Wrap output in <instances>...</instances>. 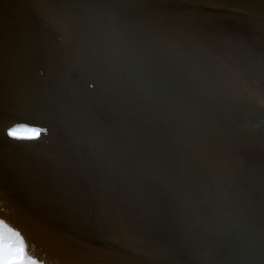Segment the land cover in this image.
Segmentation results:
<instances>
[{
    "label": "water",
    "instance_id": "water-1",
    "mask_svg": "<svg viewBox=\"0 0 264 264\" xmlns=\"http://www.w3.org/2000/svg\"><path fill=\"white\" fill-rule=\"evenodd\" d=\"M77 2L85 3L82 0ZM106 4L109 7H118L127 16L135 15L140 10H146L150 7L159 8V20L153 27L152 31L155 35L151 38V42H153L151 44L156 53L159 54H155V58L162 66L157 62L153 64L159 65L163 70L158 73L153 65H149L148 70L153 74L154 70L159 75L158 83L166 89L168 99L171 98L169 100H173L174 104L180 106V109L193 120L199 121L197 120L199 116L195 112L198 104L188 92L190 90L189 85L194 78L196 79L195 84L199 86L196 88H198V93L202 99L203 112L205 113L204 105H210L217 109L215 114L204 115V122L200 123L210 134L207 140L214 147L216 158L222 164L224 163L226 168L232 169L233 173L229 172V174L223 175L226 171L224 169L221 172L215 169L210 170V168L193 169L190 162H184L178 157L177 160L170 152L161 148H158L161 149L160 151H157L158 149L148 151L150 155L143 158L141 154L146 151L145 147L150 148L146 142L150 138L147 128L151 125L147 118L138 112L135 101L139 98L141 101H148V95L140 90L137 91L139 94L141 92L140 97L139 94L135 95L130 92L131 82H134L132 76L135 75L137 80L141 78L148 82L151 85L149 87L151 91L159 98L164 99L166 96L163 94L164 97L160 93L154 86L155 84L153 85L147 80L148 78L145 77L147 74L142 76L137 72L139 68L130 58L121 54L118 55L120 59L126 62L128 70L133 72V75L129 76L124 72L121 74L120 68L113 65L115 61H111L113 59L103 53L99 62L93 58H85L82 56L84 53L78 48V45H72L69 39L64 41L61 35L43 30L35 14L34 20L41 29V43L42 45L45 44L47 50L44 48V52H42L43 57L39 70L31 61L30 64L36 74L45 73L49 75L46 82L50 95L59 86L64 88V92L72 93L71 99L65 98L64 104L67 111H72L75 114L70 120L72 124L66 126L63 122L58 123L54 119L55 115L48 116L50 114L48 113L41 116L34 107L16 105L15 107L24 119L23 122L43 128L46 131H50L51 128L63 130L66 133H68L67 130H75L76 133H81V136L76 137H82L85 134L91 135V137H96V141L99 139L102 147L106 146L107 148L109 146L107 142L114 141L125 148L123 158L125 162L128 161L129 170L124 168L117 170L116 177L122 176L120 177L122 179H115L117 186H122V183L126 184L123 179L127 174H131L128 179L129 184L127 183V186L124 187L126 190V192L123 190L124 194L133 197L138 193V198L149 197L152 199V203H148L150 206L154 207L156 204L158 208H161L160 210L164 209L162 212H165V215L154 212L155 215L150 216L155 218L168 217L171 223H174V234L178 241H176L178 244L175 246H145V249L152 248L156 251V253L149 255L147 253L143 256L147 259V263L185 264L189 260L187 264H194V259L191 257H195L193 253L199 249L201 252L207 251L208 256H206L216 261L215 258L221 254L222 250L215 248L209 253L208 249L213 247V243L220 245L222 243L228 250H240L241 240L239 232L236 230L238 222H235V218L228 214L229 210L232 213L235 212L232 209L234 200L228 195L230 190L227 189V184L234 182V180L239 183L241 179L247 184L251 174L246 175L244 162L249 160L257 162L258 158H264V127H256L257 119L248 118V113L240 106L238 107L236 103H232L234 106L232 107L234 109L233 114L227 109L230 100L227 93L230 92L231 98H233L231 90L237 88H234L235 81L228 76H221L220 74L219 78V71L213 67H211L212 70L209 69L206 58L207 40H204L207 33L205 25L211 23L210 26H213L214 30L218 32L220 40L218 39L216 44L222 48V53H225L223 58L225 56L227 58V54L232 57L234 53L233 41L238 42V40L243 41L244 39L243 42H245L248 40H245L248 38V34H252L250 29H245L243 25L248 24L253 27L255 24L262 28L263 30L258 34L260 40L264 41V1L106 0ZM251 18L252 22L249 21ZM91 32L95 35L97 30ZM214 34L215 32L211 36L213 37ZM88 39L93 44L97 43L93 39ZM139 44L147 59V54L151 58L154 56L143 44ZM85 49L87 48L85 47ZM112 50H110L111 53H113ZM242 53V55L249 56L245 50ZM115 54L117 53L115 52ZM115 54L111 56L115 58ZM210 65L213 66L211 63ZM240 65L243 66L244 64L238 63L231 69L232 71L235 70L234 73L237 77L239 76L241 86L238 85L237 87L241 91L238 93V97L244 99L247 96V89L241 87L251 88L252 84L254 85L252 80L254 75L252 68H247L249 69L248 72L242 70L238 73L237 70ZM192 74L194 75L193 78H191ZM36 79H40V77H36ZM59 90L61 89L59 88ZM49 109L51 110V107ZM81 114L84 115L82 119L79 118ZM235 120L237 125L233 124ZM74 122L78 124L76 125ZM152 128L153 131L157 132L154 127ZM228 129L239 130L237 134L247 136L248 142L242 139L239 142H233L230 137L223 135ZM211 138H216V142ZM97 165L100 171L106 174L108 168L103 158L98 159ZM131 168H133L132 173ZM166 175H170L168 180H164ZM238 175H241V178ZM168 182H170L169 185L174 184L172 189L162 187ZM102 193L110 194L112 191L103 189ZM113 204L118 207L113 218L120 216L121 225H128L131 217L130 214H127L126 201L106 203L105 209L109 210L106 215L111 214L109 208ZM137 204L134 208L141 211L143 206L139 205V202ZM50 212L53 213L52 210ZM234 217L237 218L238 216ZM60 221L62 225L65 224L69 228L67 220ZM111 225L114 226L115 223L111 222ZM58 227L62 234L69 233L70 235L72 233L71 235H76L79 241L92 248H110L115 251H120L122 248L117 236L104 235L101 237L98 235L99 232L97 233V230L89 225L81 226L79 224L77 229L69 230L61 227L60 224ZM201 252L198 254L200 257L203 254ZM161 254L170 258L165 259ZM252 257H254L252 253H247L242 255L239 261L237 258L234 264H260L259 257L254 259Z\"/></svg>",
    "mask_w": 264,
    "mask_h": 264
},
{
    "label": "bare ground",
    "instance_id": "bare-ground-1",
    "mask_svg": "<svg viewBox=\"0 0 264 264\" xmlns=\"http://www.w3.org/2000/svg\"><path fill=\"white\" fill-rule=\"evenodd\" d=\"M77 1L80 0H43V2L48 6L43 7L42 5H40L39 7H32V10H35L37 12L35 16L43 30L49 32L51 31L55 34L61 35L64 41L69 39L72 45H78V48H80L84 53L82 56L85 58H93L95 60H98L99 62V59L102 58L103 53L105 56H109L110 59L112 58L113 60L111 61H115L113 65H115L117 68H120L121 74L124 72L128 76L133 75V72H130L128 70L126 62L120 59L118 55L121 54L126 56L127 58H130L131 61L139 68L137 69V72L142 76L147 74L145 76L148 78L147 80L153 85L155 84L154 86L157 87L160 93L166 96V89L158 83L159 75L154 70V74L148 70L149 65H153L158 73L163 70V68L159 66L161 64L155 58V54L158 53H156V51L154 50L152 46L153 42H151V38L155 35L152 31L153 27L159 20V8L150 7L146 10H140V12L135 15L127 16L118 7L107 6L106 0H82L85 3H80ZM39 2L40 0H38V3ZM36 6H38V4ZM12 17L14 18L15 16ZM249 21L252 22V18ZM5 23H8L7 25L11 27L16 26V28L19 29L18 31H15L16 33L14 32L15 34L12 33L14 34L13 37L11 35L12 39L11 37L10 39L2 38L3 34L0 35V94L2 90L4 94H12V98H16L14 99L15 101H17L16 103L25 107H34V109L37 110V113H39V115L41 116L47 115L48 113H50L48 116H50L51 114L55 115L53 112H49V108H53L52 102L51 104H49L48 101L41 99L42 97H45V91H49L48 85L46 86L45 83L39 84L37 83V81H32L31 83V75L28 72H17L18 69H24L25 67H27L25 68L27 70L30 69V71H34L32 69V65L30 64V58H32L31 56L33 55V46H35L38 41L35 42V39L30 32H24L23 28L19 25L18 22H14L10 19ZM210 24L211 23H207L205 25L207 33L204 37V40H207L206 47L208 48V51L206 50V58L208 61L209 69L212 70L211 67H213V69L219 71V78L220 74L221 76H228V78L235 81L234 88H237L231 90L233 98H231L230 92L227 93V96L230 99L227 109L229 110V112H231V114H233L234 109L232 107L234 106L232 103H236L238 107L240 106L246 113H248V118L257 119L256 127H264V41L260 40L261 38L258 34L263 29L255 24H253V27L248 24L243 25L245 29H250L249 31L252 32V34H248V38H245V40H248H246L245 42H243L244 39L243 41L238 40V42L233 41L234 53L232 54V57H229L227 54V58L226 56L225 58H223L225 53H222V48H220L216 44L218 43L219 39L218 32H216L214 30V27L210 26ZM104 28L108 30H105ZM95 29L97 30V33H95L94 35L91 31ZM213 32H215V34L212 37L211 35ZM88 38L95 40L97 43H91ZM58 43L61 42L58 41ZM139 43L143 44L147 49H149V51H151L154 56L151 58L146 53L148 57L147 59ZM90 44L95 47H92ZM85 47L87 49H85ZM111 49H113V53L110 52ZM244 50L247 51L249 56L242 55V52H244ZM115 52L117 54H115ZM113 54H115V58L112 57ZM154 62H157L159 65H156V67L153 64ZM210 63L213 64V66H211ZM238 63L244 64L243 66H245H238V73L242 70L244 72H248L249 69L247 68H252V73L254 75L252 79L254 85L252 84L251 88L246 86L241 87L242 89H247V96H245L246 98H244L245 100L238 97V93L241 91V89L237 87L238 85H240V81L238 79L239 76L237 77V75L234 73L235 70L232 71L231 69V67H235V65ZM44 76L49 79L48 74H45ZM134 76L135 75L132 76V79L135 83L131 82L132 87L129 88L130 92L138 95L139 92L137 91L140 90L148 95V101H141L140 98L139 100L135 101L138 106L137 110L139 113L145 116L149 121V124L157 130V132L153 131V128L148 125L149 128H147V132L150 134V138L147 140L146 145L150 148L145 147L146 151L141 154L143 158L150 155L148 151H156L158 148H161L166 152H170L174 157H176V159L178 157L184 162H190L193 169L198 170L202 168H210V170L215 169L217 171L220 170V172L224 169L226 171L223 175H227L229 174V172L233 173L232 169H229L228 167L226 168L225 164H222L216 158L213 150L214 147L210 144L209 140H207L210 134L200 123L204 122V115L208 116L211 113L215 114L217 109L210 105H204L203 107L205 108V113L203 112V108L201 106L202 99L200 97V94L198 93V88H196L199 86H196L197 84H195V78L189 85L190 90H188V92L191 96H193L196 104H198L195 112L199 116V119H197L199 121L193 120L188 116L187 113H184V111L180 109V106L174 104L173 100H169L171 98L168 99V97L166 96V98L174 106H171L172 104L170 105V102L166 98H159L154 92L151 91V89L149 88L151 87V85L148 82L144 81V79L141 78L137 80L135 78L137 76ZM193 77L194 75L192 74L191 78ZM18 84L20 85L19 87L17 86ZM32 84L36 86V89H33L31 87ZM1 87H4V89H1ZM10 87L13 89V91L10 89ZM58 90L59 88L54 91L50 95V97L52 95L55 96V94H58ZM49 94L46 93V96H49ZM59 94L63 95V99L68 98V95L64 94V88H62V92H59ZM69 94V98L71 99L70 96H72V93ZM21 95L22 97H19ZM35 101L40 102V104ZM42 104L47 106L43 107ZM61 111V114H63L64 116H62L65 120L63 121L64 123H66V120L70 121L75 114L72 113V111H67L66 108L64 110L61 109ZM79 116V118L81 119L84 117V115L82 114ZM54 119L59 123V120L61 118H58V116L55 115ZM235 122L236 120L233 122V124L237 125L238 123ZM70 124L72 123L70 122ZM74 124L77 125L78 123L74 122ZM3 128V125L0 123V200L12 196L11 191L13 189H11L10 183L12 184L15 182V174H17L18 172L13 170H17L16 168L19 169L25 163L23 157L17 159V154L14 151V142L18 141L23 144H27L28 142L33 144L39 142L33 141L32 139L29 140L26 138H14L10 136L9 138H5V132H3ZM53 129L54 128H51L52 135L55 138V140H53L54 144V142L57 140L58 133ZM237 131L239 130L228 129L223 133V135L226 137H230L233 142H239V140L241 139L248 142L247 140H249V138L245 135L243 136L242 134H237ZM70 132H73L71 133L73 135L74 133H76L75 130ZM80 134L81 133H78L79 136H81ZM83 136L81 138L74 137L75 139L73 140V142H76L78 146L85 149V151H87L93 157L95 156V159L97 160H101L103 158L105 163H107L106 158H109L112 162L109 160V165L107 163L108 170L106 172L107 174L111 175L112 179L116 177L114 173L118 172V169L124 168L129 170L127 163L128 161L125 162L123 158L125 155L124 151L122 149L114 147V145L118 146L114 141L107 142V145L109 146H107L106 148V146L102 147L100 145L101 143L98 141L99 139L96 141V137H91V135L87 134ZM211 139L216 142V138ZM88 145L91 147L87 148L86 146ZM92 145H94V147ZM78 149L80 148L78 147ZM98 149L99 151H97ZM161 149H158L157 151H160ZM3 153H5L6 155ZM80 153L81 151L75 150V154H79L78 157L80 159L83 158L84 163L86 162L84 169H87L86 167L88 165H91L94 159H92L87 153H84L83 155L82 153ZM119 161H121L122 163L119 164ZM46 162H49L46 155L42 160L40 159V161H36L37 168H35V171H31V174H33L34 178L33 182L25 178L26 183L29 184L31 189H33L37 184H41L42 186H44L42 187L40 185L39 188L34 191V194H37L38 196V201L42 202L40 206H35L29 201H27L28 203L26 204L22 202L23 206L15 204L13 203V201L8 202V205L4 206L0 202V215L4 216L2 217V222L7 225V227L3 229V234L4 237L13 240V238L17 239V237L14 236L13 233H19L20 237L24 240L27 246L28 255L31 256L32 259L37 262V264H73L75 261H78V258L80 260L81 256L80 254L78 255L74 252L72 253L71 250L65 248V239H67V237L63 236L65 234H56L57 230L58 232L60 231L58 229L59 224L61 227L63 226L64 228H67L65 224L62 225L60 220H63L65 216H69L70 213L72 214V212L70 211H73L74 209L77 216L74 217L72 221H68L69 228H67V230L78 227V225L82 221L83 223H81L82 225L80 224L81 226L89 225L94 230H97V228L93 224V219L92 221L87 220L92 216L93 211H88L85 215L83 204L80 207L79 202L77 203L78 205H74L72 202H63V199L62 197H59V194L63 195L65 193L66 195L67 191L62 187H54L55 184L50 183V185H48V182L45 180V178H47L50 173L47 174V172L45 171H47L48 169H52ZM244 163L246 164V175H251L248 177L249 181L247 180V184H245L242 179L239 183L234 180V182L227 184V189L230 190L228 192V195L231 199L234 200V202H232L234 204V206H232V209L235 212L232 213V211L230 212L229 210L228 214L230 215V217L235 218V222H238L236 230L239 232V237L241 240L239 248L242 251L241 253H252L254 258L259 257L260 264H264V158H258L257 162L249 160ZM11 171H13L14 173ZM130 171L132 173L133 169L131 168ZM130 176L131 174H127L123 179L126 181V184L128 183V179ZM238 176L239 178H241V175ZM169 177L170 175H166L164 180H168ZM53 178H55V176ZM236 178L238 179V177ZM41 179H44V181H41ZM51 181L53 180L51 179ZM44 183L46 186L44 185ZM124 184L125 183H122V186H120L121 188L118 186L116 190H124V187L127 186L126 184ZM169 184L170 182L164 184V186L162 187L164 189H167L168 187L172 189L174 184ZM176 185L178 187V184ZM61 191H63L64 193H62ZM120 196H122V202L127 201L123 200V197L125 198L124 193L122 195H119V197ZM86 207L91 208L87 205ZM51 210L53 211V213L50 212ZM234 216L238 217L236 218ZM19 217H23L26 219L24 220L22 226L18 225L19 219H23ZM11 220L16 221L18 226L10 225L9 223ZM50 225L54 226L55 228H51ZM13 228L16 230H13ZM111 228H114L113 230H115L116 227L113 226ZM117 228H119V230L121 231L120 226ZM9 229H11L12 231L10 232ZM125 230L128 231L126 226ZM112 236H115V234H112ZM120 237H118V240L122 247L120 248V251H115L114 249L110 248L95 250L97 252H101L107 257H109L108 254L111 252H116L115 254L117 256L121 255L119 253H123L121 255L122 257H130L129 259H134V261H136L135 263H138L137 261L140 260L147 261V259L139 256L142 250L148 252L154 251V249L152 248L145 249V246L154 247V245L152 244V238L147 236V234H145V236H138L132 241L123 239L122 234L120 235ZM43 242H46V244H44L46 245L44 246L45 249L43 248ZM222 252L223 250L221 251V253ZM193 255H195V257L191 258L194 259V262L198 261V259L207 260L206 257L200 258V256H198V254L196 253H193ZM164 258L169 259L170 257L168 258L164 256ZM188 262L189 260L187 261V263ZM107 263L108 262L106 261L105 264ZM129 264L134 263L131 262Z\"/></svg>",
    "mask_w": 264,
    "mask_h": 264
},
{
    "label": "rangeland",
    "instance_id": "rangeland-1",
    "mask_svg": "<svg viewBox=\"0 0 264 264\" xmlns=\"http://www.w3.org/2000/svg\"><path fill=\"white\" fill-rule=\"evenodd\" d=\"M37 4H38V6H36ZM40 5H42L43 7L48 6L46 3L43 2V0H40L39 3H38V0H0V35L3 34L2 38L10 39L11 35L13 37L14 34L16 33L15 31H18L19 28H16V26L11 27V26L7 25L8 23H5V22H8L10 19L13 20L14 22H18L19 25L23 28L24 32H26V33L30 32L32 34L33 38L35 39V42L38 41V43L35 44V46H33V55L31 56L32 58H30L32 64L34 66H36V69L41 68L40 66H41L42 57H43L42 52H44V48H45V50H47V47L45 46V44L42 45V43H41L42 42V40H41L42 34H41V29L39 28L40 25L36 24V22L34 20V14H37V12L35 10H32V7H39ZM12 16H15V17L13 18ZM12 33H14V34H12ZM12 37H11V39H12ZM25 68H27V67H25ZM25 68L24 69H18L17 72H28L31 75V83H32V81H37V83H39V84L46 83V86H47L46 81L48 79L44 76L45 73L44 74L41 73L42 75H38L34 71H30V69L27 70ZM36 77H40V79H36ZM57 84L59 85L60 83H57ZM17 86L19 87L20 85L18 84ZM31 87L33 89H36V86L34 84H32ZM12 88H13V86H12ZM12 88L10 87V89L13 91ZM59 88L62 90L61 86H59ZM1 89H4V87H1ZM57 89H58V87L56 88V90ZM48 90H49V88H48ZM61 90H58L57 91L58 94H55V96L52 95L51 97H50L49 91H45V97L41 98V99L48 101L49 104H51V102H52L53 108H51V110H49V112L51 111L56 116H58V118H61L59 120V123L65 121L63 118L64 117L63 114H61L62 113L61 109L64 110L65 108H67L64 104L65 99H63V97H62L63 95L59 94V92H61ZM19 92H21V91H19ZM67 92L65 91L64 94H67L69 97L70 92L69 93H67ZM38 93H39V90H38ZM46 93H48L49 96H46ZM0 97H1V99H0V123L4 127L3 128L4 129L3 132H5L4 137L9 138L8 132L10 130L20 129L21 130L19 132L20 137H30V138H26V139H29V140L32 139L33 141H39V142H36L34 144L29 143V142L27 144H23V143L18 142V141L14 142L15 143L14 151L17 154V156H16L17 159H20L23 157L25 163L19 169L16 168L17 170H13V171H16V172L18 171V172H17V174H15V177H16L15 182L12 184L10 183V187H11V189H13L11 191L12 196H10L9 198H3L2 200H0V202L4 206H7L8 202H10V201H13V203H15V204H19L20 206H23L22 202L25 204L28 203L27 201L31 202L35 206H40L42 204V202L38 201L37 194H34V191H36L41 184H37L33 189H31L29 184L26 183L25 178L28 179L29 181L33 182L34 178H33V174H31V171H35V168H37L36 167V165H37L36 161H40V159L42 160L43 157L46 155V157L49 161L46 163L49 164V167L52 169V170L48 169L47 171H45V172H47V174L50 173L47 176V178H45V180L48 182V185H50V183H51V184H55L54 187L64 188L67 191L66 195L63 191H61L64 194L63 195L59 194L60 195L59 197H62L63 202H65V203L72 202L74 205H76L79 202L80 207L83 204L84 209H85V211H84L85 215H86V212L92 210L93 211L92 216L89 217V219H87V220L92 221V219H93L94 223L93 222L92 223L97 228V233L99 232L102 234V235L98 234L99 236H101V237H103L104 235L112 236V234H115V236L120 237V235L122 234L123 239L132 241L134 238H137L138 236H143V235L145 236V234H147V236L152 238V242H153L152 244L154 246H157V245L175 246L178 244L177 243L178 241L176 239V235L174 234V229H175L173 227L174 223H171V221L169 220L168 217L164 218L162 216V218L161 217L155 218V217L150 216V215H155L154 212H159V215H161V214L165 215L164 214L165 212H162V210L164 211V209L160 210L161 208H158L156 204H154V207L150 206L149 204L152 203V199L149 197L138 198L139 195H138V193L135 192L136 194L133 197H131L127 194V196L129 197L128 198L125 194V198L123 197V200H127L126 201V203H127L126 204L127 214H130V217H131V221L128 223V225L127 224L121 225L122 222H120L121 221L120 216H119L120 218L119 217L113 218V216L115 215V212H117L116 208L118 209V207H115L114 204L109 208V209H111L110 210L111 214L106 215V213L109 212V210L105 209L106 203H120V202H122L121 201L122 196L119 197V195H122L124 193V191L123 190L117 191L116 188L118 187L117 186L118 184L115 182V179H121V178L119 176L114 178V176H113L114 179H112L110 174H107V172H105L106 174H104L102 171H100V168L97 165L98 160L95 159L96 157L95 156L93 157L91 154H89L87 151H85V149L78 146L76 142H73V140L75 139L74 137L79 136L78 133L77 134L74 133V135H75L74 136L73 134H71L72 132H70L68 130H67L68 133H66L63 130H58V129L54 128L53 130H55V132H57L58 135H57V140L53 144V140H55V138L52 135L51 129H50V131H46L43 128L41 129L39 127H36L35 125H31L29 123L23 122L24 119H23L22 115L19 114L17 108L15 107L16 105H20V104L16 103L17 101L14 100L16 98H12V94L11 95L10 94L8 95L6 93L4 94V92L2 90ZM19 97H22V95ZM34 99H37V98H34ZM35 102H38V101H35ZM38 103L40 104V102H38ZM42 106L45 107L47 105L42 104ZM47 123H50V122L47 121ZM64 124L66 126H68V125H70V121L66 120V123H64ZM32 129L39 130V135L38 136L33 135V133L31 132ZM41 132H43V133H41ZM10 137H13V136H10ZM77 138H81V137H77ZM116 145H118V146L114 145V147L122 149L124 151V154H125V148L121 147L117 143H116ZM92 146L94 147V145H92ZM78 147L80 149H78ZM86 147L89 148L91 146L88 145ZM75 150L81 151L82 155L84 153H87L92 159H94L92 161V164L90 163L91 165H88L86 167L87 169H84L86 162L84 163L83 158L80 159L78 157L79 154L78 155L75 154ZM97 151H99V149ZM3 154H5V153H3ZM111 156H112V154H111ZM109 160H110L109 158H106L107 163L109 162ZM120 163H122V162L119 161V164ZM13 171H11V172H13ZM53 171L57 174H55ZM26 173H28V174H26ZM45 175H46V173H45ZM114 175H115V173H114ZM54 176H55V178H53ZM51 179L53 181H51ZM41 181H44V179L43 180L41 179ZM44 185H45V183H44ZM42 187H44V186H42ZM103 189L110 190V191H112V193H110V194L102 193ZM125 192H126V190H125ZM18 195H19V197H18ZM138 202L140 203L139 205L143 206L141 211H137V209L134 208V207H136V205H138L137 204ZM86 205L90 206L91 208L86 207ZM70 212H72V214L70 213L69 216H65L63 218V220L72 221L73 218L77 216L75 214L74 209H73V211H70ZM2 217H4V216L0 215V221H3ZM19 218H23V217H19ZM24 220H26V219L25 218L19 219L18 225L22 226ZM11 221L9 223L10 225L18 226L16 221H13V220H11ZM111 222L115 223L114 226L116 228L121 225L120 226L121 231L119 230V228H117L118 230L116 228H115V230H113L114 228H111L113 226L112 225L110 226ZM81 223H83V221L80 222V224ZM125 226L128 229V231L125 230ZM50 227L54 229L53 226L50 225ZM77 228L78 227H75V229H77ZM58 229H59V227H58ZM71 229H73V228H71ZM13 230H16V229L13 228ZM70 232H71V230H70ZM127 232H128V234H127ZM58 233H61V230L59 232L57 230L56 234H58ZM71 234L69 235V233H68V234H65V235L62 234V235L64 237H67V239H65V248L71 250L72 253L74 252L75 254H78V255L80 254V256H81L80 260L78 258V261L74 262L75 264H80L81 262H82L81 264H85V263L86 264H105L106 261L108 262L107 264H127V263L129 264L131 262L134 264H149V263H147V261L145 262L144 260H140V261H137L138 263H135L136 261H134V259H132L133 261L130 260L129 259L130 257L129 258L127 256L122 257L121 255L123 253H119L121 255L117 256L115 254L116 252H114V253L111 252L108 254L109 257H107V256L103 255L101 252H97L95 250L98 248H92L89 245L84 244L82 241L78 240V237L76 235H71ZM67 235H69V236H67ZM16 240L17 239H14V238H13V240H11L10 238L4 237L5 244L15 243ZM42 244H43V248H44V246H46V245H44V244H46V242H43ZM209 248H210V249H208L209 253H210V250L213 251V250H215V248H218V249L221 248L223 250V252L221 254H219L215 258L216 261H214L213 259L211 260L210 258L207 257L208 256L207 251L201 252L200 249L196 250V252H195L196 254H199L200 252L203 253L200 258L206 257L207 260L198 259V261L194 262V264H234L235 263L234 261L237 258L239 261V259L241 258L242 255H246V254H242L241 250L240 251L228 250L227 248L224 247L223 244L220 245L219 243H217V244L213 243L212 248H214V249H212L211 247H209ZM98 250H100V249H98ZM147 253L149 255V254L156 253V252H154V251L148 252V251L142 250L140 252L139 256L143 258V256ZM75 254H72V255H75ZM162 256L164 257L165 255H162ZM252 258L254 259V257H252ZM85 259H86V261H85ZM91 260H93V261H91ZM231 261H233V262H231Z\"/></svg>",
    "mask_w": 264,
    "mask_h": 264
},
{
    "label": "snow or ice",
    "instance_id": "snow-or-ice-1",
    "mask_svg": "<svg viewBox=\"0 0 264 264\" xmlns=\"http://www.w3.org/2000/svg\"><path fill=\"white\" fill-rule=\"evenodd\" d=\"M20 131V129H12L8 132V135L16 138H30L20 137ZM31 132L33 135H39V130L32 129ZM6 227L7 225L0 221V264H37V262L28 255L27 246L19 233H13V235L17 237L15 243L5 244L3 229ZM9 231L11 232L12 230L9 229Z\"/></svg>",
    "mask_w": 264,
    "mask_h": 264
}]
</instances>
